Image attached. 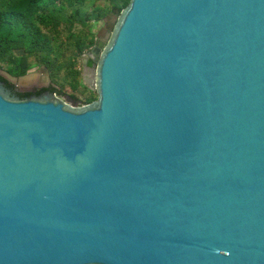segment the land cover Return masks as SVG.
<instances>
[{
  "label": "water",
  "instance_id": "1",
  "mask_svg": "<svg viewBox=\"0 0 264 264\" xmlns=\"http://www.w3.org/2000/svg\"><path fill=\"white\" fill-rule=\"evenodd\" d=\"M94 33V101L0 82V264H264V0H128Z\"/></svg>",
  "mask_w": 264,
  "mask_h": 264
},
{
  "label": "trees",
  "instance_id": "2",
  "mask_svg": "<svg viewBox=\"0 0 264 264\" xmlns=\"http://www.w3.org/2000/svg\"><path fill=\"white\" fill-rule=\"evenodd\" d=\"M127 3L128 0H0V69L18 77L32 67H43L58 87V96L64 95L66 87L76 91L78 85L82 86L79 60L95 43L94 25L110 11L117 16ZM91 63L88 60L87 65ZM87 91L90 96L81 104L96 99L94 92Z\"/></svg>",
  "mask_w": 264,
  "mask_h": 264
},
{
  "label": "flooded vegetation",
  "instance_id": "3",
  "mask_svg": "<svg viewBox=\"0 0 264 264\" xmlns=\"http://www.w3.org/2000/svg\"><path fill=\"white\" fill-rule=\"evenodd\" d=\"M107 17H106V19H103V21L101 23H102V25L105 24V27H110L114 23V20L115 19H113L111 16H107ZM88 60H91V58H90L89 54L87 52H85L81 56L82 70H83L84 64L85 63L87 64ZM92 64L93 63H91V65H89L90 68L92 67ZM34 69L29 72V75L33 76L35 73H38L39 74V78H38L37 82H35V83H33L34 80L32 78V79H30L29 82L26 81V82H24V83H22L20 85L18 83L11 82L10 80H8L6 77H4L1 74H0V77L3 80H0V82L4 83V85L8 89H10L13 94H16L17 96H19L21 98H25V97H28V96H31V95H34V94L35 95H39V94H41L43 92L55 93V90L56 89H55L54 85L48 84L47 81L45 80L46 77L41 73L42 67L41 68L40 67L39 68H34ZM85 76H88L89 77L90 76V72H85V74H81V79H82V77L84 78ZM51 82H52V80H51ZM38 90H41V92L39 94L36 93ZM25 94H27V95H25ZM61 96H63V95H61ZM73 98H75V97H73ZM76 99L77 98H75V100ZM76 101H77V103H80V101H78V100H76Z\"/></svg>",
  "mask_w": 264,
  "mask_h": 264
},
{
  "label": "rangeland",
  "instance_id": "4",
  "mask_svg": "<svg viewBox=\"0 0 264 264\" xmlns=\"http://www.w3.org/2000/svg\"><path fill=\"white\" fill-rule=\"evenodd\" d=\"M87 1H92V0H87ZM107 16H111L113 19H115L116 18V15H114V13H113V15H112V12L110 11V14H108ZM106 18V17H105ZM105 18H103V19H105ZM102 21V20H101ZM101 21H99L98 23H96L95 25H94V27H93V31L95 30V29H97L99 26H101L102 25V23H101ZM85 53V52H84ZM80 61V63H81V60H79ZM34 68H39V67H32V70L34 69ZM31 69V68H30ZM35 70V69H34ZM34 72V71H33ZM32 74V73H31ZM31 79L32 78H34V81H33V83H35V82H37V80H38V78H39V74L38 73H35L33 76H31L30 77ZM59 80V79H58ZM59 82V81H58ZM61 82V81H60ZM62 92H64L65 94H71V95H73L75 98H77L80 102H83L87 97H89L90 96V92L89 91H87V89H85L83 86H81V85H78V87H77V90L76 91H71L70 89H69V87H66L65 89H63V91Z\"/></svg>",
  "mask_w": 264,
  "mask_h": 264
}]
</instances>
